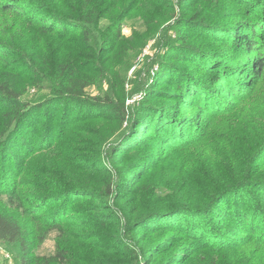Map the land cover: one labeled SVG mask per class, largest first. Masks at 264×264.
Masks as SVG:
<instances>
[{
  "label": "rangeland",
  "instance_id": "obj_1",
  "mask_svg": "<svg viewBox=\"0 0 264 264\" xmlns=\"http://www.w3.org/2000/svg\"><path fill=\"white\" fill-rule=\"evenodd\" d=\"M182 1L34 2L50 28L65 20L54 34L0 14V76L21 101L75 88L70 118L51 110L59 125H35L38 143L23 147L25 138L9 174L0 169V212L19 221L23 238L0 241V264L3 251L16 264H264V216L257 232H239L207 209L241 189L236 197L250 192L264 214L255 191L264 182V70L254 67L264 60V0L248 1L261 13L243 0ZM250 27L256 50L244 56ZM204 68L224 80L237 73L238 96ZM10 193L24 208L9 207Z\"/></svg>",
  "mask_w": 264,
  "mask_h": 264
},
{
  "label": "trees",
  "instance_id": "obj_2",
  "mask_svg": "<svg viewBox=\"0 0 264 264\" xmlns=\"http://www.w3.org/2000/svg\"><path fill=\"white\" fill-rule=\"evenodd\" d=\"M22 0H0V14H8L11 17H13L15 20L20 22L32 23V24H38L39 28L43 32L47 33H58V29L60 31H63L65 26L63 22H65L64 19L58 18L55 20L56 24H53V29L50 28L49 22L47 18H41L40 16L36 15L39 13H43L45 8L43 6L36 7L32 6L34 2L39 3L40 0H26L29 2L30 6L29 9H22L19 6V2ZM180 3H182V0H179ZM250 0H243L242 1V7L243 8H249V12L252 11V13L259 12V9L257 6L254 5L255 1L248 2ZM247 2L248 4L244 3ZM248 10V9H247ZM31 11L34 12V15H31ZM261 13V12H259ZM38 16V17H37ZM73 20V19H69ZM59 21V22H58ZM77 21V20H74ZM76 27V25H75ZM80 27V26H78ZM57 29V30H55ZM248 33L245 34L244 39L241 41L244 44V51L242 54L246 56L247 54H252L256 50V43L254 40V36H256V31L254 30V27H250L248 29ZM57 31V32H56ZM6 51L0 50V54H5ZM1 57V56H0ZM47 57L44 58L45 63L48 64V61L46 60ZM254 67L255 71L260 74L264 70V60L260 58V55H257L255 57ZM206 70V73L213 74L214 78L217 82L224 83V81L227 83L225 88H223V91L227 92L230 96H238L239 88L235 87V81L236 77L238 76L237 73L230 72L227 80H224L222 78V74L219 72H216L214 70L209 71ZM219 71V70H218ZM6 77L4 75L0 76V93L4 96L6 102L8 101L9 104L6 106V110H4V130L1 131V138H0V163H6L8 160H10V166L9 168L4 169V165H1L0 169L3 168L6 175L9 174L11 166L15 165V160L12 159V154L14 155V152H11L12 148L19 147L18 144L21 146V141L25 140L28 141V138L35 143H38L40 140V136L38 133L33 134V129L35 125H38L41 127V129H47L50 132V127L54 128L56 125H59V122H53L51 119L52 116L49 115V112L52 110L53 112L57 110V115L59 119L67 120L69 119L73 112V108L69 107L67 109V103H66V97H71V93H75V88L70 87L66 93H62L63 95H58V98H52L50 100L42 101L40 104L31 105L27 101H21L19 99V94L16 90V84L14 82H11V80L4 81L3 78ZM190 94V93H189ZM229 96V97H230ZM55 99V100H53ZM201 100V99H198ZM46 105V106H45ZM103 106V105H100ZM106 110H109L112 108L110 105H104L103 106ZM204 108H210L208 104H205ZM33 118V119H32ZM31 120V130L27 129L26 136L23 137L19 135L22 128L20 127L22 123L28 120ZM55 125V126H54ZM153 129V130H152ZM151 132L154 131V128H150ZM203 133V132H202ZM204 134V133H203ZM42 136V135H41ZM204 136V135H203ZM36 137V139L34 138ZM39 137V138H38ZM136 143V141H133ZM28 142H26L23 147L26 146ZM41 143V142H40ZM131 143V144H134ZM139 144H135V146H138ZM20 148V147H19ZM255 175L252 173V177ZM264 180V179H263ZM2 180V184H3ZM246 186V189L252 185V183L249 181H246L244 184ZM255 189L256 192H259L260 197H264V182L258 183L256 182ZM7 189V188H6ZM9 190V188H8ZM241 191V189H234L232 192L224 194L223 196L219 197L215 201H211L207 209L212 210V214L216 218L217 216H222L223 219H229L232 221V224L234 225V229L239 232H249L252 233L257 232V228H259V218L263 217L264 214L260 213L259 207V200L255 201L254 197H252V194L248 191H246V196H241L242 198L238 199L236 196L238 195V192ZM228 195V196H227ZM233 195L234 199L229 198ZM13 194L8 195L7 204L9 207H13L15 209H21L24 208L25 203H15L13 199ZM223 197L225 199H223ZM227 197V198H226ZM256 207V208H255ZM258 207V208H257ZM186 211V210H185ZM177 213V211H174ZM180 212V211H179ZM219 219V217H217ZM53 225V224H51ZM184 227L188 229V222L185 223ZM50 228H57L56 226H52ZM22 230L19 221H17L13 216H9L5 213L0 212V241L6 244L11 243H21L22 242ZM23 248V247H22ZM58 258H63L65 256L64 254H61V252H57ZM16 262V261H15ZM17 263V262H16ZM18 264H29L27 259L25 257L21 258V262H18Z\"/></svg>",
  "mask_w": 264,
  "mask_h": 264
},
{
  "label": "built area",
  "instance_id": "obj_3",
  "mask_svg": "<svg viewBox=\"0 0 264 264\" xmlns=\"http://www.w3.org/2000/svg\"><path fill=\"white\" fill-rule=\"evenodd\" d=\"M2 255L6 260L7 264H16V262L13 259V255H10V253H8L7 251H3Z\"/></svg>",
  "mask_w": 264,
  "mask_h": 264
}]
</instances>
